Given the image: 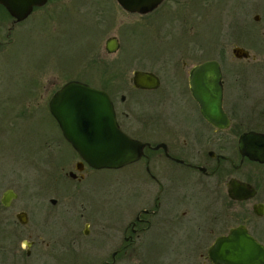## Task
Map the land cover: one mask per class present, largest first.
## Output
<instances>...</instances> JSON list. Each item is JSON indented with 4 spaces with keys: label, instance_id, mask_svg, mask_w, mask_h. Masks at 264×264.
Here are the masks:
<instances>
[{
    "label": "flooded vegetation",
    "instance_id": "obj_1",
    "mask_svg": "<svg viewBox=\"0 0 264 264\" xmlns=\"http://www.w3.org/2000/svg\"><path fill=\"white\" fill-rule=\"evenodd\" d=\"M240 1L237 22L227 14L230 55L223 47L214 57L201 43L176 42L127 78L99 72L96 86L112 98L118 126L142 143L135 159L111 167L119 173L116 186L125 182V170L131 196L137 199L125 203L121 212L114 193L95 200L82 185L97 168L77 154L68 169L55 160V168L31 169L24 177L12 170L0 173V264H232L215 258L219 241L230 240L236 241L242 259L264 252V162L239 149L243 143H259L240 140L243 132H264V74L242 71L249 62L264 63V0ZM174 2L184 5L173 9ZM195 2L205 0H160L144 12L117 4L149 19L155 16L147 20L155 29L159 13L191 10ZM237 25H249L258 43L239 37ZM235 46L246 55H234ZM208 59L218 62L221 72L226 122L220 125L201 113L189 84L191 68ZM136 69L151 71L157 84L134 85ZM139 92L157 98L142 103ZM169 99L179 107L177 112L163 105ZM57 123L58 134L69 144ZM51 213L65 220L62 235L37 223Z\"/></svg>",
    "mask_w": 264,
    "mask_h": 264
},
{
    "label": "rangeland",
    "instance_id": "obj_2",
    "mask_svg": "<svg viewBox=\"0 0 264 264\" xmlns=\"http://www.w3.org/2000/svg\"><path fill=\"white\" fill-rule=\"evenodd\" d=\"M228 1V5L224 0L195 2L192 11L164 10L153 22L155 29L147 22L155 16L149 19L145 14L128 12L115 0H47L14 22L11 15L8 18L0 13V173L12 170L24 177L31 169L55 168V160L64 162L68 169L77 158V152L58 134L47 108L49 95L65 79L88 78L96 86L101 80L99 72L127 78L132 69L147 67L149 58L176 42L201 43L214 57L223 47L230 55L227 14L237 22L242 6L240 0ZM182 5L184 2H174L172 8ZM235 30L246 42L258 43L249 25H237ZM114 34L118 46L109 52L104 39ZM242 71L246 75L264 74V63L249 62ZM137 97L142 103L157 98L152 92H139ZM163 102L177 112L179 107L170 99ZM123 172L125 182L116 186L114 177L119 173L103 166L91 170L82 185L94 193L95 200L102 193H114V204L121 212L125 203L137 200L131 196L133 187ZM37 223L44 225L46 232L60 235L66 225L52 213L42 215Z\"/></svg>",
    "mask_w": 264,
    "mask_h": 264
},
{
    "label": "water",
    "instance_id": "obj_3",
    "mask_svg": "<svg viewBox=\"0 0 264 264\" xmlns=\"http://www.w3.org/2000/svg\"><path fill=\"white\" fill-rule=\"evenodd\" d=\"M47 0H0V4L12 16L11 21H20L26 17L33 6H40ZM160 0H117V3L128 11L144 12L151 9ZM117 36H107L104 47L109 52L117 49ZM234 55L245 56L247 51L241 46L232 48ZM219 63L208 59L193 66L189 72V84L192 93L199 100L201 113L209 121L220 125L226 122V113L221 108V83ZM133 84L155 86L157 77L151 71L136 69L132 72ZM112 98L106 90L93 86L77 77L67 78L58 85L47 99V108L51 116L58 122L62 136L69 141L72 149L80 159L94 168L112 166L135 159L141 150V142L123 132L114 116ZM244 138L256 139L259 143L240 144L239 149L248 157L264 162V132H243ZM219 255L216 262L232 264H264V252L259 255L247 253L245 258L237 255L236 241H219ZM249 248V246H247ZM227 250V255L223 254ZM242 262H241V261Z\"/></svg>",
    "mask_w": 264,
    "mask_h": 264
},
{
    "label": "trees",
    "instance_id": "obj_4",
    "mask_svg": "<svg viewBox=\"0 0 264 264\" xmlns=\"http://www.w3.org/2000/svg\"><path fill=\"white\" fill-rule=\"evenodd\" d=\"M33 8H37V7H35V6H33ZM0 13L2 14V15H4L5 17H10V15L8 14V11H6L5 9H4V7H3V5L2 4H0ZM85 81H88V78H85L84 79ZM90 80V79H89Z\"/></svg>",
    "mask_w": 264,
    "mask_h": 264
}]
</instances>
